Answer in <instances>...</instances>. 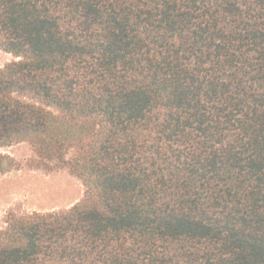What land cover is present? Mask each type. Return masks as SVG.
<instances>
[{"label": "trees", "instance_id": "trees-1", "mask_svg": "<svg viewBox=\"0 0 264 264\" xmlns=\"http://www.w3.org/2000/svg\"><path fill=\"white\" fill-rule=\"evenodd\" d=\"M0 50V175L85 187L0 264H264V0H0Z\"/></svg>", "mask_w": 264, "mask_h": 264}, {"label": "rangeland", "instance_id": "rangeland-1", "mask_svg": "<svg viewBox=\"0 0 264 264\" xmlns=\"http://www.w3.org/2000/svg\"><path fill=\"white\" fill-rule=\"evenodd\" d=\"M13 57L0 50V66ZM16 166L0 175V229L11 211L15 213L66 210L83 200L85 187L68 170L46 171L33 168L34 153L29 143L2 149Z\"/></svg>", "mask_w": 264, "mask_h": 264}]
</instances>
